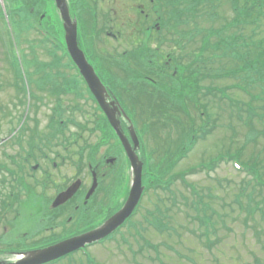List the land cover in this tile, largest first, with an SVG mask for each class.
Wrapping results in <instances>:
<instances>
[{
    "label": "rangeland",
    "instance_id": "obj_1",
    "mask_svg": "<svg viewBox=\"0 0 264 264\" xmlns=\"http://www.w3.org/2000/svg\"><path fill=\"white\" fill-rule=\"evenodd\" d=\"M36 1L35 22H41L46 31L55 38H60L61 42L65 44L63 36L60 37L62 32L59 25L60 15L57 13L54 1ZM69 1L74 10L73 0ZM156 2L157 0H154L153 4ZM145 3L147 0H100L99 4L102 6L99 13L87 6L81 13H77L81 38L84 45L89 46L90 53L97 65L107 70L109 76L118 77L120 83L124 82L123 91L126 97L121 98L132 115L129 117L131 120L133 119L134 131L139 141L143 142L141 154L145 162L142 164L146 168V178L148 177L145 196L139 212L132 218L133 221L131 220L130 227L128 225L113 240L90 248L87 251L89 258H92L94 264H264V206L260 212L255 208V203L250 201L252 199L253 202L264 205V187L257 184V181L264 182V121L256 118L250 127L245 124L246 114L240 117L236 110H232L230 114L228 107L215 104L211 106L209 114L217 120V129L207 139L194 146L185 159L178 162L179 149L175 147L176 143H181L184 140V146L187 145L186 143L189 144V134H187L189 128L202 129V124L206 119H201L199 110L188 104L190 118L181 113L173 115L177 118L170 116L172 127L168 129L167 126H162V117L153 118L155 115L159 116L157 112L155 113L148 106L145 110L142 104L148 103L154 98L142 92H140L141 97H137L139 91L130 89L131 74L142 71V75H146L142 63L132 62L134 58L128 59V55L123 57L125 53L132 51L135 43H138V38L143 42L148 40L153 43L152 48L157 51L159 56L157 62H160L155 64L156 67L168 65V69L171 63L164 62L168 61L169 57L177 59L183 56L185 60L188 57L181 53L178 47L174 48V36L171 35L169 29L163 30V34L167 36L168 40L161 46L157 43L156 34L151 37L147 33L139 34L135 43H132L130 36L137 32V29L141 32L145 29H152L154 20H156V17L146 18V8L142 6ZM11 4H13L11 0H4V7L0 14V25L3 28L1 34L9 41L12 37L13 51L21 49L26 55L27 62L33 63L29 66V70L33 72L30 92L34 96L31 101L26 98L24 91L27 92L28 89L24 82L25 79L20 78V75L17 76V71H13L7 65L9 60L0 43V142L8 139V142L3 145L4 147L0 148V167L7 168L10 173L13 171L17 175L25 176L23 184L17 183L20 185L17 186L18 193L12 200V206L17 207L16 211H19V207L22 205L21 213L12 212L5 215V219L0 224V240L9 243L8 249L15 251L55 242L41 241L51 234H54L55 238L53 239H59L67 233L75 232V229L84 228L85 225L76 222L77 216L74 222L69 219L77 213L75 209L79 206L77 197H73L72 200L65 203L64 198L59 197L60 199H58L55 187H70L66 194L70 195L73 189L81 200L92 182L88 164H100L107 158L118 159L116 171L100 181L97 180L99 187L84 210L89 214L86 216L83 213L81 217L84 220L92 219L94 221L92 224H98L97 226H100L102 220L105 219L106 210L111 209L115 203L118 204V194L125 186L129 185L133 172L130 164L129 166L126 164L122 150L119 148L117 139L105 117L98 114L95 108L96 103L94 104L84 97L82 90L77 98L74 96L63 97L65 94L59 96L61 100L63 99L64 105L70 108L71 119L67 123H61V128H59V122L66 121L65 115L62 113L55 126L51 130L49 127L46 130L45 126L49 121L46 112L50 105L58 101V98L51 93L53 85L35 84L34 82L44 80L42 76L49 77L48 73H55L54 70L57 69L53 67L47 73L44 72V75L42 70H37V68L39 67L38 63L45 64L56 61L52 56L56 51L36 33H27L23 28L17 30L15 27L7 32L13 15L17 11L16 6L13 4L15 7H11ZM241 4L243 3L241 2ZM137 8H139L140 14L141 10L144 11L141 16ZM213 10L219 12V19L214 22L200 19L199 25H196L198 28H219L234 17L231 0H217V9L213 8ZM168 21L171 25L175 24L174 19H170L166 14L165 23ZM104 23H107L109 28H105L103 25L104 28H101L99 37L93 35L92 31H98L101 24ZM193 28V20L185 21L182 27L183 31L178 30L177 32L182 35L184 32L186 35H197L199 31L190 32V29ZM152 31L155 32L153 29ZM254 31L252 26L241 30L246 36H251L252 41L257 39L259 42L263 41L264 19L261 21L255 37H253ZM107 32L120 35V38L114 40ZM181 39L187 42L186 39ZM188 48L191 49L190 46ZM58 55L57 52L56 57ZM19 57L21 59L20 55ZM226 61H223L220 66ZM27 62L25 61V63ZM172 70L168 69V72L172 74ZM66 73L67 76H71L69 71ZM164 83L167 81L165 80ZM234 83L235 81L232 80H221L215 84L223 87ZM206 85L209 83L206 82ZM251 93L259 94L261 91L259 88L256 90L252 88ZM230 95L241 104H247L250 101L249 96L236 89L231 90ZM29 103L31 105L35 103L36 113L30 114L25 122L23 116L26 114ZM73 106H76L74 112L71 110ZM261 106L264 107V101L256 102L254 107L260 109ZM180 115L181 118H179ZM37 119L39 126L33 127V122ZM174 119L178 121H174ZM119 120L121 127L125 126L124 122L130 127V124L122 116L119 117ZM164 120L166 121V118ZM157 122H160L159 126L153 127V124ZM21 125L23 131L16 139H12L14 131ZM181 137L183 138L181 139ZM36 139H39L38 143L43 145L36 156H33L29 161L25 159L18 168L9 163L7 154H14L23 160V155L27 152V142L24 141L36 143ZM17 141L24 143L20 147L6 146ZM71 142L78 144L66 150L68 149L67 145ZM227 151L236 154V156L242 151L241 162L248 163L251 167H258L257 175H261V180L256 181L254 176L257 175L246 171L241 172L235 163L229 162L222 164L211 176L205 174L188 176L186 183H182L180 179L177 180L170 193L150 190V181L159 174L168 179L173 174L184 173L201 164H207ZM172 153L176 154L174 157H177L176 159L171 158ZM58 155L65 156L66 160L63 161ZM52 160L57 163V167H54ZM37 164L38 169L34 170L33 168ZM102 164L104 165V162ZM8 170L6 173H0V207L2 209L8 202L7 195L12 190L9 188L13 183L10 181L12 174H9ZM32 174L34 178L31 177ZM46 184H48V190L43 187ZM186 185H194L199 197L203 196L202 200L209 205L207 215L212 218L214 225V228L211 227L209 231L200 230L199 223L193 221L194 216L198 213L193 206L194 196L191 194L189 186L186 189ZM243 191L244 194H242ZM42 199L46 201V205L53 202L54 207L63 204L65 207L58 211L64 213H51L50 223L45 219L44 223L40 222L39 224L41 218L38 219V213L40 210L44 211ZM121 203L120 199L119 205ZM158 210L164 211V215H159ZM199 215L201 218L204 217L200 213ZM158 218L162 219L161 223L167 232L157 233L153 224H155L154 220H158ZM39 227H42V230L36 231ZM193 230L197 234L202 231H206L205 234L209 232L208 240L215 243V246L209 251L202 245V242L206 243L207 239L194 237L191 232ZM30 237L37 240L27 241L31 239ZM152 245L156 246L157 251L150 248L153 247ZM4 247L5 245H0V249ZM17 256L4 252L0 259L3 262H14ZM64 262L63 264H87L81 256L72 257Z\"/></svg>",
    "mask_w": 264,
    "mask_h": 264
},
{
    "label": "trees",
    "instance_id": "obj_2",
    "mask_svg": "<svg viewBox=\"0 0 264 264\" xmlns=\"http://www.w3.org/2000/svg\"><path fill=\"white\" fill-rule=\"evenodd\" d=\"M13 1L16 8H22L21 11L25 13L23 17H28L31 22L27 26L21 25L22 28H26V31L30 32L34 29V24L31 18L35 17L37 12L36 0H11ZM159 2V3H158ZM241 2L243 4H241ZM172 7H171V6ZM157 7L159 11V16L161 17V33L157 34V43L161 44L167 41V36L163 34L164 29H169L171 35L174 39V48L178 47L181 53H184L185 57L180 56L175 59L172 58L170 67L168 69H173L172 74L168 72L167 66H164L165 74L160 75L154 73L153 70L144 69L145 73L150 76L151 80L146 79L145 75H142V71L139 73H133L130 75V79L140 77L143 82L149 86L150 92L154 100L146 103H142L147 109V106L152 111L160 113V117H165L167 120H163L162 126H167L168 129L171 128V122H169V117H175L179 113L186 114L189 117L190 111L187 109V105L198 109L200 112V118L206 119L202 124V129L198 130L189 128L187 134H189L190 147L189 152L196 146L200 141L207 139L210 135L214 133L217 129V120L212 118L209 114L211 106L217 104L220 106L228 107L230 114L232 110L239 112L240 117L246 114L247 121L245 124L252 127V122L254 119L264 121V107H254L256 102L264 101V40L260 41L251 40V36H246L241 30L247 26H252L254 28L253 37L256 36L257 30L264 19V0H231V7L234 12V17L232 20L226 21L221 27L214 28H198L196 25L200 19L208 21H217L220 17L219 12L213 10L217 9V0H157ZM207 8V10H206ZM167 9V11H164ZM33 10V12H32ZM2 13V12H1ZM169 18H173L175 24L165 23V15ZM198 19V20H197ZM193 20L194 28L190 29V32L199 31L197 35H192L184 32L182 35L178 30H182L185 21ZM107 28L108 26H104ZM154 30V28H152ZM101 33V29L98 30ZM138 35L134 33L130 36L132 43H135ZM200 36V37H199ZM99 37V36H98ZM181 38L187 40L183 41ZM138 43H135L131 52L126 55L128 59L134 58L132 62H156L159 60V56L155 58V51L151 42H143L141 39H137ZM52 41L56 48L63 52L62 59L68 56L64 44H57L54 36H52ZM148 45V46H145ZM191 47L189 49L188 47ZM23 59L18 58L15 53L11 52L6 54L9 61L12 62H25L26 55L22 52ZM125 57V56H124ZM223 63L221 66L220 64ZM63 61V60H62ZM219 65V66H218ZM20 78L22 76L20 75ZM167 83H164V81ZM221 80H232L235 81L233 85L219 87L215 83ZM209 83V85H206ZM1 87V86H0ZM152 88V89H151ZM260 89L261 93L252 94L251 89ZM236 89L243 92L245 95L250 97V101L247 104H241L236 101L231 95L230 91ZM204 102H201L203 101ZM227 105V106H226ZM245 107V108H244ZM159 116H153L156 119ZM181 118V115L180 117ZM190 118V117H189ZM155 123V122H154ZM160 122L153 124V127H158ZM263 132V131H262ZM261 135L260 132H258ZM195 137V139H194ZM180 144V143H178ZM242 151L236 156V154H231L230 151L220 154L217 158L213 159L207 164H201L197 169L190 171V175L205 173L209 175L215 172L222 163H235L241 172H249L252 175H257L258 167H251L248 163L241 162ZM250 169V170H249ZM175 175V174H174ZM250 175V174H248ZM167 181L164 175L155 177V188L160 191H169L170 185L182 175H175ZM260 176H254V179L261 180ZM259 186L264 187V182L257 181ZM167 186V187H166ZM191 194L194 196L195 203L193 204L194 209H196V214L193 218L194 222L199 223L200 230L209 231L211 227L214 228L212 218L207 215L209 205L206 204L201 196L198 195L197 189L194 185H188ZM244 194V191L242 192ZM182 198H185L182 196ZM198 198V200H196ZM255 203V208L258 211L263 210L264 205ZM207 210V211H205ZM200 214L204 215L203 218ZM158 214L164 215V211L158 210ZM194 237L198 239H207L206 243L202 242V245L209 251L215 246V243L210 242L208 232L202 231L197 234L195 230L191 231ZM202 234V235H201ZM0 245H5L3 249H0V256L4 253L2 251L9 250V245H6L3 241ZM154 250L156 246L150 247ZM17 250V249H16Z\"/></svg>",
    "mask_w": 264,
    "mask_h": 264
},
{
    "label": "flooded vegetation",
    "instance_id": "obj_3",
    "mask_svg": "<svg viewBox=\"0 0 264 264\" xmlns=\"http://www.w3.org/2000/svg\"><path fill=\"white\" fill-rule=\"evenodd\" d=\"M154 0H151L150 3H145V5H142L143 8L145 7L146 8V12L148 11L149 14L146 15V17H156V14H157V11H156V7H154L152 5ZM100 0H73V5L75 7V11L72 9L71 7V12H72V15H73V18H76L78 21H79V18H78V15L77 13H81L83 11V9L87 6L89 7L90 9H92L94 12L96 13H99L100 10H101V4H99ZM107 9H109V7H107ZM110 10V9H109ZM141 13H144L143 10H141ZM153 14V15H152ZM59 25H60V28L62 30L61 32V35L60 37L64 38V34H63V24L61 22V20L59 21ZM104 26H108V24L104 23V24H101V28H104ZM109 28V26L107 27ZM93 35L95 34L97 37L101 34V33H98V31H92ZM149 34V36L151 37H154V32H152L151 30H144L143 32L140 31V34L141 35H145V34ZM108 35H111V37L115 38V39H118L120 38V35H115L113 33H109L107 32ZM157 37V36H156ZM55 38V37H54ZM55 41L57 44H63V42H61L60 38H55ZM80 43H81V47L83 49V51L85 52L86 56H87V59L89 60L90 64L95 68L98 76L100 77L101 81L103 82V84L105 85V87L107 88V91L109 93V98L107 99L108 102H117L119 103V109L122 113V117L124 118L123 114L124 112L128 115V116H132L130 114V112L128 111L127 107H126V104H125V101H123V99L121 97H126L125 96V93L123 91V83H120V81L117 79V78H113L111 76L108 75V71L103 69L101 66L97 65V62L95 59H93L91 53H90V48L89 46H85L84 43H83V40L81 38V31H80ZM147 42H150L147 40ZM48 45L52 46L56 52L54 54H52V56L56 59V61L54 62H51V63H45V64H42V63H38L39 64V67L37 68V70L41 69L42 72H43V75H44V72L47 73L52 67L57 69V70H54L55 73L53 74H49V77L45 76L42 78H44V80H39L37 82H34L35 84H42L43 85H48V84H51L53 85V87H51V93L54 94L57 98H58V101L56 103H53L52 105H50V107L48 108L46 114H47V119H49L48 121V125L45 126L46 130L49 129L51 130V128H53L55 126V124L57 123V120L61 117L62 113L63 115H65V118H66V121H60L59 122V128H61V123H64V122H68L70 119H71V115L72 113H70V108L65 106L64 105V102H63V99L61 100V96L63 94H65L63 97L65 96H74V98H77L78 95L80 94V90H82V94L84 97H87L88 100H90L91 102H93L96 106V110L98 112L99 115H103L105 117V119L107 120V117L105 115V113L102 111V109L100 108V106L98 105L94 95L92 94V92L90 91L87 83L85 82L83 76L81 75V72L79 71L77 65L71 60L68 59H65V60H61L62 59V55H61V52L56 48L55 44L53 43V45L51 44V42H48L47 43ZM4 50V48H2ZM5 51V50H4ZM57 52L59 53L58 57H56V54ZM126 54V53H125ZM125 54L123 55V57L125 56ZM158 57V54H155V58ZM171 58L169 57L168 58V61L164 62V63H167L169 64L171 62ZM27 62V61H26ZM142 63V62H141ZM156 63H160V62H143L142 63V67L144 69H150V70H153L154 73H158L160 75H164L165 74V70L163 67H156L155 64ZM33 64V63H30V62H22V63H14L12 61H9L7 65L10 66V68H12L13 71H17V76L18 75H21L24 79H25V85L27 86V89L28 90H31V85H32V79H31V75H33V72H30L29 70V66ZM18 69V70H17ZM22 71V72H21ZM67 71H69L71 73V76H67ZM146 74V73H145ZM25 75V77H24ZM146 79L148 80H151L150 76H148L147 74L145 75ZM131 81V85H130V89L131 90H138L139 91V94H137V97H141V94L140 92H142L143 94H147V95H150L152 97V93L150 92V89L149 86L147 84H145L143 82V79L140 78V77H136V78H132L130 79ZM55 86V87H54ZM152 89V88H151ZM126 90H128V88H126ZM119 92V94H118ZM61 95V96H60ZM60 96V97H59ZM26 98H28V100L31 101V99L34 98L33 94L32 93H26ZM96 101V102H95ZM73 109H71L73 112L75 111V108L76 106H73L72 107ZM123 111V112H122ZM128 112V113H127ZM35 114L36 113V105L35 103H32V105L29 103V106L27 108V111H26V114H27V117L30 116V114ZM120 115H118V118L121 117ZM37 122H38V119L37 121L34 120L33 122V127L35 126H39V122H38V125H37ZM108 122V121H107ZM64 126V125H63ZM124 127V128H123ZM122 127V130L123 132L125 133V135L128 137L129 139V143L130 145L132 146V148L134 149V143L131 139V136H130V133H129V128H127V126H124L123 125ZM23 131V130H22ZM113 131V130H112ZM116 139H117V144L119 145V148L122 150V153L125 157V161H126V164L129 166L130 164V161L128 159V156H127V153L125 152V148L123 146V143L120 141V139L116 136L115 132L113 131ZM140 137V135H139ZM141 138V137H140ZM8 142V139L6 140H3L0 142V148L1 147H4L3 145H5L6 143ZM24 142H27V152L26 154H24V159L22 160V158L20 157H16L14 154H7L6 157H7V160L9 161V163L12 165H15L18 166L26 159V161H29L31 160V158H33V156H36L37 152H39V150L43 147V145L41 143H38L39 142V139H36V143H30L28 141H24ZM24 142H15V143H11V144H7L6 146H17V147H20ZM78 143L77 142H71L69 145H67V148L66 150H69L71 147L73 146H76ZM184 143L182 142V144H176L175 147L176 148H181L183 147ZM64 147L66 145H63ZM143 146V142L142 141H139V147L135 150V153L137 155V157L139 158V161L142 163V162H145L143 161V156H142V147ZM65 151V150H64ZM58 157H60L63 161L66 160V157L65 156H62V155H58ZM174 157V154H172L171 158ZM40 161V160H39ZM52 164H54V167H57V163L54 162L53 160L51 161ZM104 162V165L102 164ZM117 162H118V159L117 158H107L105 159L104 161H102L100 164H96V165H93V164H88V168L90 169V172H91V176H92V182H91V185H90V188L86 191V193L84 194V196L81 198L78 197V195H74L73 197L76 198L77 197V203L79 206H77L75 209L77 210V213L73 215L72 218H69L71 220H75L76 216V222H79L81 223L82 225H85L83 229H75V232H70V233H67V235L59 238V239H53L55 237L54 234H51L48 236V238H44L42 239L41 241H55V242H50L49 244H54V243H57L59 241H65V240H68V239H71V238H75V237H78V236H82L84 234H87V233H90L92 231H94L96 229V227H98L97 225L98 224H92L94 221L91 219V220H84V219H81L82 217V214L85 213L86 216H88V212L84 211L86 210L85 207L88 205V203L90 202V200L92 199L93 196H91V198L89 200L86 199V196L88 194V192L90 191L91 187L93 186V182H94V177L97 178L98 181L102 180L104 177L106 176H109L111 175L112 173H114L117 169ZM38 163V162H37ZM131 165V164H130ZM35 167H37L35 169ZM33 169L34 170H37L38 169V164L37 166H35ZM4 170H8L7 168H4L2 167ZM145 169L144 166H143V182H144V186L145 188L147 189V179L148 177L146 178V175H145ZM8 173L9 174H12L10 181H12L15 177L16 179V182H19V179L21 178V182L18 183V184H23L25 182V179L24 177L25 176H20V175H13V171H10L8 170ZM31 177L34 178V175L32 174ZM146 178V180H145ZM154 183V181H150V185ZM149 185V186H150ZM17 186H20V185H17V184H13L12 183V186H10L9 188L12 189L10 194L7 195V199H8V202L4 205V209H2V207H0V224L1 222H3V220L5 219V215H8L12 212H20L21 213V210H22V205L21 207H19V211H16V208H14V206H12V200L15 199L16 197V194L18 193V189H17ZM22 187V186H21ZM44 189L48 190V184H46L45 186H43ZM98 187H99V183H98ZM97 187V189H98ZM56 194L57 197H59V195L65 193L68 188L70 187H66V186H62V187H59V186H56ZM130 188H131V179H130V183L128 186H125L122 191L118 194L119 196V199H118V204L115 203L114 206L109 209V210H106V217L104 220H102V223L106 222L108 219H110L123 205L124 203L127 201L128 199V195H129V191H130ZM27 189V187L25 186V190ZM96 189V191H97ZM72 191H74L72 189ZM27 192V190H26ZM95 194V193H94ZM13 195H15V197H13ZM73 198H71L70 200H72ZM120 199L122 200V203L119 205V202H120ZM107 200V199H105ZM42 201V207L44 209V211L40 210L39 213H38V219H40L39 221V224L40 222H45V219L48 220V222L50 223V218H51V213H54V214H61V213H64V212H59L58 210H62L63 205L61 206H53L54 203L52 202L51 204H48L46 205V201L44 199L41 200ZM78 208V209H77ZM136 216V215H135ZM135 216H132L129 221H127V226L132 224V218H134ZM55 218H58V216H55ZM37 219V220H38ZM132 220V221H131ZM37 222V221H36ZM92 224V225H91ZM43 226V225H42ZM51 226V225H50ZM45 228V226H43ZM53 229V228H52ZM42 230V227H39L38 229H36V231H40ZM31 239H28L27 241H30V240H33V241H36L37 239L33 238V237H30ZM114 238L112 237H109L107 238L106 240H103V241H111L113 240ZM1 241V240H0ZM25 241V240H24Z\"/></svg>",
    "mask_w": 264,
    "mask_h": 264
},
{
    "label": "water",
    "instance_id": "obj_4",
    "mask_svg": "<svg viewBox=\"0 0 264 264\" xmlns=\"http://www.w3.org/2000/svg\"><path fill=\"white\" fill-rule=\"evenodd\" d=\"M57 9L60 12L61 18L64 23L65 40L68 52L85 79L90 91L94 95L97 103L102 111L105 113L111 127L116 135L123 143L125 152L127 153L133 171V181L131 184L130 195L127 203L123 209L111 218L101 228L86 234L84 236L64 241L55 246L49 247L44 250L35 251L23 255L21 259L13 263H0V264H48L57 261L63 257L73 254L88 245H92L107 238L118 230L126 220L133 214L137 208L142 195H143V164L139 161L135 150L139 147L138 137L133 129L130 128V136L134 143V149L129 143L128 137L121 130V122L118 115H122L118 106L113 102L107 101L106 89L102 82L96 75L93 67L88 63L84 53L80 50L78 45V29L77 23L73 22L70 11L68 8L67 0H55ZM96 189V178H94V185L90 191L88 198L93 194ZM71 195L64 196V202L69 199Z\"/></svg>",
    "mask_w": 264,
    "mask_h": 264
}]
</instances>
